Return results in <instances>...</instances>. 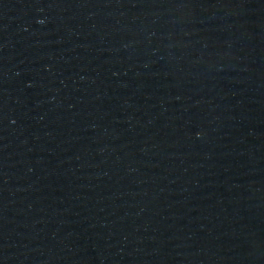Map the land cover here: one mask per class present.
<instances>
[{"label":"water","instance_id":"1","mask_svg":"<svg viewBox=\"0 0 264 264\" xmlns=\"http://www.w3.org/2000/svg\"><path fill=\"white\" fill-rule=\"evenodd\" d=\"M0 264H264V0H0Z\"/></svg>","mask_w":264,"mask_h":264}]
</instances>
